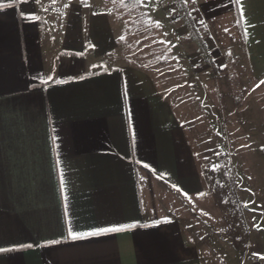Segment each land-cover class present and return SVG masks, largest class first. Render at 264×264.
Returning a JSON list of instances; mask_svg holds the SVG:
<instances>
[{
	"label": "crops",
	"instance_id": "crops-1",
	"mask_svg": "<svg viewBox=\"0 0 264 264\" xmlns=\"http://www.w3.org/2000/svg\"><path fill=\"white\" fill-rule=\"evenodd\" d=\"M208 1L193 12L206 35L238 36L264 81V0ZM0 3V248L14 249L0 264H213L181 201L164 194L187 193L196 208L202 158L150 74L115 66L112 9ZM119 224L136 226L67 238Z\"/></svg>",
	"mask_w": 264,
	"mask_h": 264
},
{
	"label": "rangeland",
	"instance_id": "rangeland-1",
	"mask_svg": "<svg viewBox=\"0 0 264 264\" xmlns=\"http://www.w3.org/2000/svg\"><path fill=\"white\" fill-rule=\"evenodd\" d=\"M201 1L100 4L112 9L115 66L150 74L202 158L206 192L196 208L163 190L190 217L187 233L200 236L213 264H256L264 259V84L250 75L238 36L211 42L193 14Z\"/></svg>",
	"mask_w": 264,
	"mask_h": 264
},
{
	"label": "snow or ice",
	"instance_id": "snow-or-ice-1",
	"mask_svg": "<svg viewBox=\"0 0 264 264\" xmlns=\"http://www.w3.org/2000/svg\"><path fill=\"white\" fill-rule=\"evenodd\" d=\"M24 3H28L29 0H23ZM37 3H39V0H36ZM56 0H52V3H55ZM239 2V0H237ZM8 5H5L3 3H0V9L6 7ZM24 15V13H21ZM29 18L31 19H39L38 16H35L34 14L30 15ZM157 26H159V21L156 22ZM121 39H124V37H121ZM94 47V45H93ZM262 84H264V81H261ZM147 167V165H145ZM218 165H214L213 168L216 169L218 168ZM175 187V185H173ZM187 195V193H185ZM203 195V194H199ZM207 215V213H205ZM161 222H166V221H156V223H161ZM136 225L134 224H119V225H109V226H102V227H96L93 228L87 232H80V231H75L72 228H69L68 230V239L76 240V239H82L90 236H98L102 234H108V233H117V232H122L126 231L127 229L133 228ZM52 243H57V241H52ZM23 246V245H22ZM27 247H32V245H27ZM14 249H5V248H0V252H6V251H12Z\"/></svg>",
	"mask_w": 264,
	"mask_h": 264
}]
</instances>
